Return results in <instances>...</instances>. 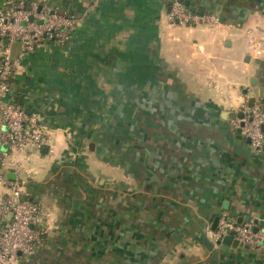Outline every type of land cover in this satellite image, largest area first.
<instances>
[{"label":"crops","instance_id":"1","mask_svg":"<svg viewBox=\"0 0 264 264\" xmlns=\"http://www.w3.org/2000/svg\"><path fill=\"white\" fill-rule=\"evenodd\" d=\"M171 1L48 0L76 26L11 81L52 136L29 158L6 150L2 172L46 214L18 264H264V249L201 242L222 213L264 232V154L223 115L264 108V0H180L213 28L170 24Z\"/></svg>","mask_w":264,"mask_h":264},{"label":"built area","instance_id":"2","mask_svg":"<svg viewBox=\"0 0 264 264\" xmlns=\"http://www.w3.org/2000/svg\"><path fill=\"white\" fill-rule=\"evenodd\" d=\"M172 25L213 28L221 20L215 13L202 15L191 11L180 0H172L167 15ZM76 21L53 8L48 0H24L0 9V39L5 42L0 53V264H18L19 257H31L46 239L41 227L46 214L24 195L26 180L8 179L2 172L7 151L26 158L40 153L51 143V131L35 113L11 101V81L19 69L20 57L46 42L64 44ZM20 44V54L12 58V44ZM241 119L234 128L250 142L256 154H264V109L260 98H246L240 110ZM6 147L7 151L3 148ZM253 223H238L226 213L218 217L213 242L233 237L248 248L264 249V232H253Z\"/></svg>","mask_w":264,"mask_h":264},{"label":"water","instance_id":"3","mask_svg":"<svg viewBox=\"0 0 264 264\" xmlns=\"http://www.w3.org/2000/svg\"><path fill=\"white\" fill-rule=\"evenodd\" d=\"M184 5L186 7H189V3H184ZM191 11L199 14V15H202L203 14V11H197L193 8H190ZM224 116H226L227 118H231V119H241L242 118V115L239 113V114H227V113H224L223 114ZM238 133H240V130H237ZM4 151H6V147L3 148ZM250 220H246L245 218H239L237 220L238 223L242 224V223H246ZM217 223H218V218H216L213 222V225H212V228L210 230V233L211 232H214L216 226H217ZM258 231V228L257 227H254L253 229V232L256 233ZM201 242H202V245L204 247L205 250H207L208 252L212 253V255L214 256H217V247H232V248H244V249H248L247 246H244L242 244H240L237 240H234L233 237L231 236H226L224 237L221 241H217V242H213L211 240V238H208L207 237V233L206 232H202L201 233Z\"/></svg>","mask_w":264,"mask_h":264},{"label":"trees","instance_id":"4","mask_svg":"<svg viewBox=\"0 0 264 264\" xmlns=\"http://www.w3.org/2000/svg\"><path fill=\"white\" fill-rule=\"evenodd\" d=\"M264 109V108H263Z\"/></svg>","mask_w":264,"mask_h":264}]
</instances>
